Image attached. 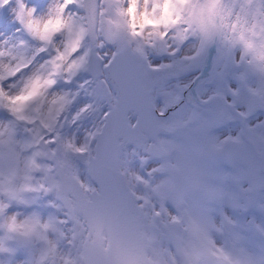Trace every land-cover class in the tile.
Segmentation results:
<instances>
[{
	"label": "snow or ice",
	"instance_id": "obj_1",
	"mask_svg": "<svg viewBox=\"0 0 264 264\" xmlns=\"http://www.w3.org/2000/svg\"><path fill=\"white\" fill-rule=\"evenodd\" d=\"M226 2L230 18H264V0ZM165 7L0 0V45L28 49L0 72V121L17 130L9 143H24L25 157L42 150L44 165L21 189L27 199L0 202V264H44L57 248L99 258L104 229L129 223L176 253L200 247L219 264H264L256 56L233 52L223 5L207 24L165 27L140 44Z\"/></svg>",
	"mask_w": 264,
	"mask_h": 264
},
{
	"label": "rangeland",
	"instance_id": "obj_2",
	"mask_svg": "<svg viewBox=\"0 0 264 264\" xmlns=\"http://www.w3.org/2000/svg\"><path fill=\"white\" fill-rule=\"evenodd\" d=\"M216 0H163L165 10L158 13L157 27L150 28L145 32L144 40L140 44L157 39V32L163 31L165 27H174L177 24H187L189 27L196 22L209 23L210 11L213 12L212 5ZM114 9L119 10L124 7V0H112ZM224 11L229 12L227 2H224ZM225 13V14H226ZM254 18V17H253ZM253 18H246L244 15L237 14L235 23L240 25L239 32L245 23L250 25ZM256 18V17H255ZM248 27V26H246ZM188 31V29H184ZM258 46L264 47V26L257 42ZM62 45L56 44L55 47ZM137 46L133 43V47ZM0 49H4L5 55L0 58V72H9V64L14 60L23 61L28 54V49L19 47L7 49L4 45H0ZM38 105H31L28 112L35 114ZM17 130L7 122L0 121V202L7 204L8 198L12 193H16L20 199H27L28 193L21 191L29 183H35L39 179L38 173L43 170L42 155L40 150L39 155L25 157L22 152L28 148L21 141L13 140L9 143L10 132L15 135ZM19 145L20 150H17ZM35 147V145H33ZM30 166V167H29ZM21 206V211H23ZM145 231V230H144ZM150 242L148 256L152 264H219L215 255H212L206 248L193 247L190 249H181L178 253L170 251L166 244L161 243L156 236L148 231H145ZM6 236L4 230L0 229V237ZM35 239V238H34ZM51 239V236L49 237ZM38 243V240L35 241ZM5 243L7 241L5 240ZM44 264H81L79 258L71 251H64L57 248L45 260Z\"/></svg>",
	"mask_w": 264,
	"mask_h": 264
},
{
	"label": "water",
	"instance_id": "obj_3",
	"mask_svg": "<svg viewBox=\"0 0 264 264\" xmlns=\"http://www.w3.org/2000/svg\"><path fill=\"white\" fill-rule=\"evenodd\" d=\"M222 1L216 2L215 13L220 10ZM91 43L94 42L91 41ZM92 47L96 49L94 45ZM105 231L109 233L110 238L100 237V239L108 250V254L96 258L95 252L90 250L89 256H81L83 264H150L146 255L148 249L146 235L141 234L140 228L134 223L120 226L118 229L106 227ZM114 231L116 235L112 237L111 234Z\"/></svg>",
	"mask_w": 264,
	"mask_h": 264
},
{
	"label": "flooded vegetation",
	"instance_id": "obj_4",
	"mask_svg": "<svg viewBox=\"0 0 264 264\" xmlns=\"http://www.w3.org/2000/svg\"><path fill=\"white\" fill-rule=\"evenodd\" d=\"M231 13V12H230ZM229 16V12H227L222 18H221V22L222 24L225 26L224 27V33L225 35L231 39L233 37H235L236 34V26L233 24L235 17H228ZM230 23H232L230 25ZM239 42L241 43V38H238ZM233 52L239 56V55H244L245 57V61L247 62L248 60H251L253 57V51L251 50H242L240 48H233ZM264 65L261 64V59L259 57H256L255 60L252 61V69H253V74L257 77L256 81H254V84L252 85L253 90L256 92L258 91V88L260 87L262 89V91H259V93L257 94H261L264 93V85H262L259 82V75H260V67ZM196 88V86H195ZM195 88H193V90H195Z\"/></svg>",
	"mask_w": 264,
	"mask_h": 264
},
{
	"label": "bare ground",
	"instance_id": "obj_5",
	"mask_svg": "<svg viewBox=\"0 0 264 264\" xmlns=\"http://www.w3.org/2000/svg\"><path fill=\"white\" fill-rule=\"evenodd\" d=\"M62 43H63V42L61 41V42H59V43H57V44H58V45H62Z\"/></svg>",
	"mask_w": 264,
	"mask_h": 264
}]
</instances>
